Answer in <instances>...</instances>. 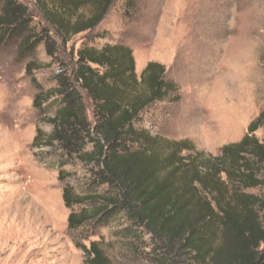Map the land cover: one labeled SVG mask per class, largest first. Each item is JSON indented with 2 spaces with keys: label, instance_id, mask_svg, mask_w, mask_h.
<instances>
[{
  "label": "trees",
  "instance_id": "1",
  "mask_svg": "<svg viewBox=\"0 0 264 264\" xmlns=\"http://www.w3.org/2000/svg\"><path fill=\"white\" fill-rule=\"evenodd\" d=\"M118 1L35 0L36 22L21 0H0V51L26 62L38 89L34 105L51 126L49 134L38 130L34 146L59 148L60 168L77 161L89 173L85 194L64 188L69 230L124 220L128 227L121 234L130 247L150 236L156 264H264V197L249 192L264 189V141L256 135L264 128V112L218 156L146 128L144 116L153 108L175 110L164 105L179 103V88L156 62L138 76L133 51L124 43L91 45L107 38L94 32ZM139 5L125 0V16ZM82 34L92 35L72 67L64 66L62 49ZM41 47L50 64L39 60ZM51 65L59 70L55 86L46 89L34 72ZM77 246L88 264H108L99 243Z\"/></svg>",
  "mask_w": 264,
  "mask_h": 264
},
{
  "label": "rangeland",
  "instance_id": "2",
  "mask_svg": "<svg viewBox=\"0 0 264 264\" xmlns=\"http://www.w3.org/2000/svg\"><path fill=\"white\" fill-rule=\"evenodd\" d=\"M21 1L40 22L35 0ZM124 2L94 32L107 38L91 45L124 43L133 51L138 76L156 62L177 83L179 103L164 105L175 110L153 108L144 116L146 128L169 140H190L213 156L240 142L264 112V0H140L132 17L125 16ZM91 35L76 36L62 49L64 66L72 67ZM38 58L52 62L43 47ZM58 70L51 65L34 77L49 89ZM37 94L26 62L0 51V264H88L79 242L99 243L108 264H156L150 236L130 247L121 234L128 227L124 220L69 230L64 188L85 194L89 173L77 161L60 168L59 148L34 146L39 129L51 132L34 105ZM85 100L92 120V104ZM256 135L264 141V128ZM249 192L264 197V189Z\"/></svg>",
  "mask_w": 264,
  "mask_h": 264
}]
</instances>
